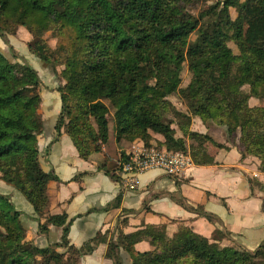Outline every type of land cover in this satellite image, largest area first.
Returning a JSON list of instances; mask_svg holds the SVG:
<instances>
[{
	"label": "trees",
	"instance_id": "1",
	"mask_svg": "<svg viewBox=\"0 0 264 264\" xmlns=\"http://www.w3.org/2000/svg\"><path fill=\"white\" fill-rule=\"evenodd\" d=\"M191 5L201 6L196 15L187 11ZM19 29L30 36L29 53L58 80L54 133L63 131L80 159L103 147L102 167L114 173V160L129 159L119 147L137 144L212 165L215 159L187 145L199 137L223 147L191 129L199 118L207 129L223 128L227 144L238 137L241 159L258 160L264 172V0H0V37ZM12 53L14 63L0 52V181L32 206L40 234L50 225L62 230L58 243L37 247L26 239L20 212L0 194V264H78L98 237L76 248L66 215H49L48 185L57 178L39 162L40 80ZM184 66L189 79L181 85ZM173 94L186 111L175 108ZM172 224L128 234L117 228L106 257L121 264L123 251L129 264H264V244L253 252L222 246L227 234L210 240L187 222ZM143 241L150 251L135 249Z\"/></svg>",
	"mask_w": 264,
	"mask_h": 264
},
{
	"label": "crops",
	"instance_id": "2",
	"mask_svg": "<svg viewBox=\"0 0 264 264\" xmlns=\"http://www.w3.org/2000/svg\"><path fill=\"white\" fill-rule=\"evenodd\" d=\"M29 41L26 31L19 29L15 36L0 37V52L14 63L18 59L13 57V51L37 71L41 97L38 112L42 119L37 135L39 162L44 172L57 178L48 185L49 215H66L68 241L76 248L98 237L94 250L83 255L78 264H114L106 252L117 228L128 234L144 225L170 226L176 221L187 222L196 234L210 240L215 233L227 234L222 246L236 245L253 252L264 244V172L258 160L241 159L238 137L234 144H227L223 128L207 129L199 118H193L192 130L209 133L223 147L217 148L199 137L187 139V145L215 159L214 164L193 163L179 177H169L158 170L145 171L137 175V189L127 190L122 186L119 169L109 174L102 167L103 147L102 153L82 160L63 131L56 137L54 127L61 108L58 80L50 66L29 53ZM131 146L121 145L117 151L129 154ZM114 162L119 166L118 159ZM0 194L7 196L20 212L19 221L28 241L40 248L60 241L59 227L50 225L46 234L38 232L32 206L12 186L0 181ZM135 249L147 252L151 247L143 241ZM119 256L121 264H129L125 252L120 251Z\"/></svg>",
	"mask_w": 264,
	"mask_h": 264
},
{
	"label": "built area",
	"instance_id": "3",
	"mask_svg": "<svg viewBox=\"0 0 264 264\" xmlns=\"http://www.w3.org/2000/svg\"><path fill=\"white\" fill-rule=\"evenodd\" d=\"M193 164L190 156L176 151L168 152L154 147L134 144L129 151V159L119 162V174L122 175V186L127 190H136L138 186L137 175L158 170L169 177H179ZM264 211V204L262 205Z\"/></svg>",
	"mask_w": 264,
	"mask_h": 264
},
{
	"label": "rangeland",
	"instance_id": "4",
	"mask_svg": "<svg viewBox=\"0 0 264 264\" xmlns=\"http://www.w3.org/2000/svg\"><path fill=\"white\" fill-rule=\"evenodd\" d=\"M200 8H201L200 5H191L188 8L187 11L190 14L196 15L198 13V11L200 10ZM230 15H231L232 19L236 20L237 16H236V12L234 10H230ZM48 35L49 34H47V36ZM48 42L51 43V44H54V42L51 39H48ZM181 79H182V84L181 85L186 84L188 79H189V73L187 72L186 66H184V68H183V71H182V74H181ZM170 99H171L170 101L172 102V104L175 106L176 109H178L180 111H186L185 106L183 105L182 101L178 98L177 95L173 94Z\"/></svg>",
	"mask_w": 264,
	"mask_h": 264
}]
</instances>
